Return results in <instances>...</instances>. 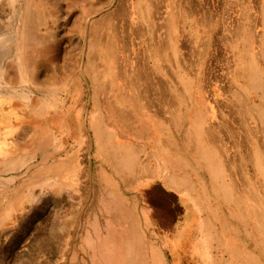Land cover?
I'll use <instances>...</instances> for the list:
<instances>
[{
    "label": "rangeland",
    "instance_id": "374dc122",
    "mask_svg": "<svg viewBox=\"0 0 264 264\" xmlns=\"http://www.w3.org/2000/svg\"><path fill=\"white\" fill-rule=\"evenodd\" d=\"M175 19L182 100L240 121L226 187L185 181V205L109 149L125 139L105 104L131 81L151 102L173 88L157 44ZM183 157L152 160L177 174ZM0 264H264V0H0Z\"/></svg>",
    "mask_w": 264,
    "mask_h": 264
},
{
    "label": "crops",
    "instance_id": "0c3cea01",
    "mask_svg": "<svg viewBox=\"0 0 264 264\" xmlns=\"http://www.w3.org/2000/svg\"><path fill=\"white\" fill-rule=\"evenodd\" d=\"M161 24H163L164 29L175 30L173 37L168 39L164 37V42L157 44V62L163 72H173V75H171L174 76L173 88H163L165 94L163 100L151 102L143 94H148L155 90L152 91V87L144 88V86L134 84L131 81L130 85L128 83L125 86V92L132 95L137 94L135 99H129L127 96L123 100L120 98L113 102L105 101L107 107L110 106L111 109L115 110L113 113L117 116V119L123 122L117 133L121 134L119 136H124L125 139L121 143H114V137H112L108 142V147L111 151L116 149L117 153L118 151H125L126 156L131 158L130 161H139L144 158L145 161L142 160L138 174L136 168H131L133 175H138L137 181H141V183L156 182V185L164 193L174 195L178 205H182V203L185 205V203L190 202V200H182L183 197L186 198L187 196L185 193L187 189L184 185L185 181L193 183V178H195L194 180L198 182L199 180L200 182L205 180L207 188L222 190L226 187L232 170L230 165L226 163L227 161H225L227 160L226 156L229 157L230 155V148L229 146L227 147V144H233L234 142L235 148H238L239 142L238 134L235 137L233 136V140L230 142L227 133L229 132L228 126L234 123L237 124L240 121L237 122L238 119L234 118V108L228 106L227 102L222 104L225 105L227 110V113L223 114V111L220 112L217 106L219 104L216 100L191 101L192 87L184 88L183 96L185 101L182 100L183 88L180 83L183 76L182 50L184 48L182 47L181 38L176 36L178 20L175 19L173 22L165 21L161 22ZM191 42L192 40L189 41V43ZM230 89H233V87L224 85L220 90L224 94L231 92ZM160 91L158 88L156 92ZM237 91L239 92L238 89ZM131 98L133 97L131 96ZM241 106L244 105L241 104ZM149 108H153L156 111L151 113ZM183 109L187 110L185 113L188 117H185L188 120L182 116ZM241 110H243V107ZM167 112L170 117H165ZM183 123L188 125L184 129ZM231 130L237 133L239 131L234 127H231ZM121 131L125 132L126 135H122ZM94 139L95 152L102 154L105 152L106 154V146L108 144H103L98 138ZM179 139L181 140L180 142H184L185 148L181 149L178 142ZM167 152L172 155L177 153L185 155L181 160L175 162V165H178L177 167L182 166L185 169L177 170V174L171 171L167 172V165L170 163L166 160L156 167L152 159L154 157L158 159L161 157L165 158ZM113 154L114 152L110 155ZM188 156H190L189 160H187ZM178 175L179 178L177 177Z\"/></svg>",
    "mask_w": 264,
    "mask_h": 264
},
{
    "label": "bare ground",
    "instance_id": "6f19581e",
    "mask_svg": "<svg viewBox=\"0 0 264 264\" xmlns=\"http://www.w3.org/2000/svg\"><path fill=\"white\" fill-rule=\"evenodd\" d=\"M21 57V62H20V64H22L23 66H25V65H28V61H27V59L25 58V57H23V56H20ZM30 64V63H29ZM213 112V111H212ZM125 159V158H124ZM125 163V162H124ZM212 171H213V169H212ZM217 171V170H216ZM211 172V171H210ZM219 174V173H218ZM209 178H212V177H209ZM218 180V179H217ZM216 180V181H217ZM183 181V180H182ZM216 181H215V183H216ZM214 182V181H213ZM172 184H173V182H172ZM220 184V183H219ZM178 185H180V184H178ZM180 187H181V185H180ZM224 195V194H223ZM223 202H224V200H223ZM227 204V203H226ZM245 218V217H244ZM253 221V220H252ZM210 247V246H209ZM214 251V250H213Z\"/></svg>",
    "mask_w": 264,
    "mask_h": 264
}]
</instances>
